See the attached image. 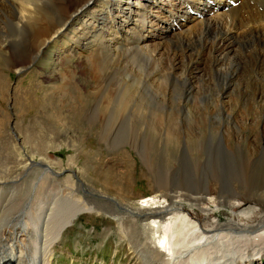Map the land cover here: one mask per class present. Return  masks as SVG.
Segmentation results:
<instances>
[{"label":"bare ground","instance_id":"1","mask_svg":"<svg viewBox=\"0 0 264 264\" xmlns=\"http://www.w3.org/2000/svg\"><path fill=\"white\" fill-rule=\"evenodd\" d=\"M0 2L14 6L13 11L19 21L17 26H25V22H28L34 28V38L38 42L33 48L31 66L44 48L56 40L71 44V49L64 47V55L76 54L78 51L84 55L81 63L91 65V72L97 79L90 93L97 101L95 116L116 118L118 113L122 116L133 110V115L143 120V124L147 123L144 118L151 115L155 121L147 123L146 127L152 128L157 134L164 133L166 137H163L170 140L177 137L174 129L178 113L182 107L189 108L192 102L191 108L207 118L217 116L218 107L226 108V103L232 101L231 96L245 101L249 96L253 101H264L261 91V82L264 81V0L241 2L235 8L228 7V10H225L229 6L227 0ZM54 4L61 14L58 22L46 16L48 8L54 7ZM175 23L179 25L178 28H174ZM14 30L21 31L12 26L7 31L13 34ZM2 42L0 44L3 46ZM258 59L261 63H258ZM137 63L141 65L139 69L135 67ZM30 67L26 68L23 64L17 71L24 68L26 71ZM109 72L113 76L108 83V79H102V76ZM121 73H124V77ZM147 88L151 90L150 96L154 100L158 99L154 101L157 102V108L145 106L143 100L146 99L143 97V100H135L140 95L139 89L146 91ZM198 99L203 102L209 99L216 108H211L213 105L208 102L198 111ZM165 105H169L167 110ZM224 108L227 114L230 109ZM165 116V132H162L158 124L165 120ZM260 122L259 119L253 125L247 121L242 126L245 130L254 131ZM211 127L212 130L215 128ZM214 136L210 137L212 140L201 144L200 150L207 152ZM145 158H150L147 153ZM188 160L189 156L183 162ZM30 164L43 168L39 178L33 181L32 188L37 189L39 184L48 183V180L57 190L60 188L56 194L64 196L63 216L56 222L49 220L59 200L57 198L49 209L32 211L34 218L21 224L20 216L16 217L17 214L8 209L12 194L3 197L0 201V264H52L54 248L63 230H66V222L81 206L89 212L97 208L106 210L116 217L121 231L136 243L135 251L143 264L264 262V190L259 189L257 180H244V184L253 191L251 194L248 192V195L236 189L231 192L221 189L215 193L211 184L194 185L196 182L190 179H185L182 184L178 179L174 182L162 176L156 194L144 197L140 205L131 206L116 197L95 194L79 173L71 172L75 180H69L62 188L63 182L56 179L60 175L54 171L53 164L44 159L41 162L31 161ZM3 185L0 183V188ZM108 205L114 209L109 210ZM225 208L231 209V213L226 214V220H222L220 214ZM56 214L61 215L60 210ZM141 235L144 239L140 238Z\"/></svg>","mask_w":264,"mask_h":264},{"label":"rangeland","instance_id":"2","mask_svg":"<svg viewBox=\"0 0 264 264\" xmlns=\"http://www.w3.org/2000/svg\"><path fill=\"white\" fill-rule=\"evenodd\" d=\"M10 6L0 2V41L4 44H0V183H4L0 188V201L7 194H12L8 202L14 208L8 206V209L13 210L16 217L20 216L21 224L34 218L32 211L49 209L57 198V208L54 207L50 214L56 218L49 217V220L56 222L63 216L64 196L56 194L60 188L57 190L49 180L44 182L45 185L39 184L38 190L32 188L43 168L31 166L30 162H41V159L53 164L54 171L60 175L56 179L63 182L62 188L69 180H75L71 173L74 171L95 194L116 197L131 206L140 205L144 197L156 194L162 176L174 182L179 180L182 184L185 179L196 182L194 185L211 184L215 193L221 189L228 192L236 189L251 194L253 191L244 184V180H257L259 189L264 190V101H253L250 96L246 101L231 96L232 101L226 103V108L230 109L227 114L224 107H218V115L207 118L191 108L193 102L191 106L187 103L189 108L182 107L183 111L178 113L174 129L178 138L174 136L170 140L163 137L164 133L157 134L146 127L147 123L155 121L151 115L144 118L147 123L143 124V120L133 115V110L122 116L118 113L116 118L95 116L97 101L91 94L97 79H94L91 65L81 63L84 55L80 51L64 55V47L71 49V44L56 40L44 48L31 66L33 48L38 39L34 38V28L28 22L25 26H17L19 21L13 11L14 6ZM53 6L55 8H48L46 16L58 22L61 14L57 5ZM9 26L21 31L8 33ZM154 41L157 40L154 38ZM258 63H261L260 59ZM23 64L26 68L31 67L17 71ZM137 64L135 67L139 69L141 65ZM107 74H103L102 79H108L109 83L113 74ZM263 82L261 91L264 94ZM139 91L140 95L135 100L140 101L143 97L145 106L157 108L154 101L158 99L150 96V88ZM208 100L198 99V111L208 102L213 105L211 108H216ZM165 106L167 110L169 105ZM163 119L162 123L159 119L157 124L165 132L166 116ZM259 119L261 122L254 131L245 130L242 126L247 121L255 125ZM211 126L215 128L212 130ZM212 136L207 152L200 150L201 144L212 140ZM165 142L167 144L164 145ZM146 153L149 159L145 158ZM188 156L189 160L183 162ZM27 164L30 168H26ZM107 208L114 209L111 205ZM59 210L61 215L56 214ZM230 210H222V220L227 219L226 214L231 213ZM99 211L109 214L106 210ZM92 212L78 216L62 234L55 245L52 264H143L135 251L136 243L121 231L119 222L100 212ZM29 234L32 235L31 232ZM140 238L144 239V236Z\"/></svg>","mask_w":264,"mask_h":264},{"label":"water","instance_id":"3","mask_svg":"<svg viewBox=\"0 0 264 264\" xmlns=\"http://www.w3.org/2000/svg\"><path fill=\"white\" fill-rule=\"evenodd\" d=\"M17 75H18V74H17ZM76 210H77V209H75V210L72 211L71 213H74ZM92 211H97V212H100V213H102V214H104V215H107V216H110V217L116 218V217H114L113 215L105 214L104 211L102 212V211H99V210H97V209H92ZM84 212H87V210H84V208L81 206L80 209L78 210V212H77L76 214H74V216H73L72 218H69V219L67 220V222H66V223H67L66 226L69 225V224L72 222V220H74V218H76V216H78L79 214H82V213H84Z\"/></svg>","mask_w":264,"mask_h":264}]
</instances>
